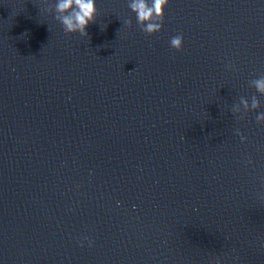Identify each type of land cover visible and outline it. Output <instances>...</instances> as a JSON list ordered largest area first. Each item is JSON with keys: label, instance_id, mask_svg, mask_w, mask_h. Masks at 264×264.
Returning a JSON list of instances; mask_svg holds the SVG:
<instances>
[{"label": "water", "instance_id": "water-1", "mask_svg": "<svg viewBox=\"0 0 264 264\" xmlns=\"http://www.w3.org/2000/svg\"><path fill=\"white\" fill-rule=\"evenodd\" d=\"M55 3L0 0V264H264V0H169L154 36Z\"/></svg>", "mask_w": 264, "mask_h": 264}, {"label": "clouds", "instance_id": "clouds-1", "mask_svg": "<svg viewBox=\"0 0 264 264\" xmlns=\"http://www.w3.org/2000/svg\"><path fill=\"white\" fill-rule=\"evenodd\" d=\"M169 0H129L128 7L135 14L137 24L142 32L147 36H154L162 30L164 22V9L168 5ZM54 9L55 20L61 24L66 34H79L80 36H88L86 31L89 24L95 23L97 15L95 0H56L54 7L49 6L45 11ZM128 28L132 27L131 20H125ZM170 46L177 52L183 50V36L176 35L171 38ZM257 92L264 95V75L251 81ZM247 108V102L243 99ZM252 109L260 107L258 99L252 97ZM238 110V109H237ZM257 123H264V113H260L256 117ZM237 135H241L237 132ZM241 140L244 137L241 135ZM251 163V161H248ZM87 239V238H85ZM91 246L92 241H88ZM81 246H83L81 244Z\"/></svg>", "mask_w": 264, "mask_h": 264}]
</instances>
